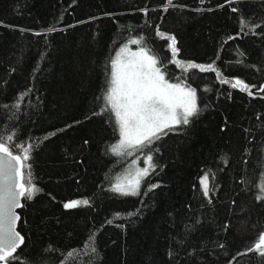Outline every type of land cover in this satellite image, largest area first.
Masks as SVG:
<instances>
[{"label":"trees","instance_id":"obj_1","mask_svg":"<svg viewBox=\"0 0 264 264\" xmlns=\"http://www.w3.org/2000/svg\"><path fill=\"white\" fill-rule=\"evenodd\" d=\"M127 43L195 89L199 109L129 149L154 165L137 195L112 190L127 153L112 151L103 99ZM262 87L264 0H0V138L17 155L31 145L22 182L37 189L21 198L23 243L7 264H264L249 251L264 232Z\"/></svg>","mask_w":264,"mask_h":264},{"label":"snow or ice","instance_id":"obj_2","mask_svg":"<svg viewBox=\"0 0 264 264\" xmlns=\"http://www.w3.org/2000/svg\"><path fill=\"white\" fill-rule=\"evenodd\" d=\"M171 2L172 0H168V3ZM232 10L237 11L235 8ZM241 23L244 24V21L242 20ZM157 34L161 35L159 32ZM167 38L175 56L178 51L175 47V37ZM132 43L138 41L133 40ZM127 51V48H122L111 61L109 87L103 97L106 105L114 112L119 126L120 141L112 147V151L117 155L124 148H142L146 144H151L161 135H166V129L171 130L175 125L189 124L190 117L196 116L199 112L195 89L182 87L179 83H169L161 69L157 67V58L149 55L145 48L131 53V58L125 57ZM188 68L215 71L212 65L205 67L193 62L188 63ZM222 82L229 83L227 80ZM231 86L239 87L249 95L252 94L250 87H254L239 79L231 82ZM261 90L264 91V87ZM16 107L19 105L17 104ZM7 139L11 141L13 137L9 136ZM30 150L31 145L23 149L22 155H13L0 138V262L3 264L14 258L16 250L23 243V237L15 230V223L19 217L13 209L22 206L21 197L31 199L37 191L30 177L27 184L20 182L24 177L22 169L30 168L27 164ZM151 160L152 157L148 156L145 161L149 165L148 168L138 169L135 177L127 184L117 183L113 185L112 190L121 195H137L141 178L148 175L149 168L154 167ZM200 186L203 195L207 197L211 191L208 173L200 178ZM257 199H264V196H258ZM88 204L89 201L84 199L72 200L63 206L72 209ZM249 251H257L264 256V233L258 236Z\"/></svg>","mask_w":264,"mask_h":264},{"label":"rangeland","instance_id":"obj_3","mask_svg":"<svg viewBox=\"0 0 264 264\" xmlns=\"http://www.w3.org/2000/svg\"><path fill=\"white\" fill-rule=\"evenodd\" d=\"M122 48H127V50H128L124 54L126 58H131V53L138 52L141 49V48H138V47L134 48V47H132L131 45H129L127 43V45L121 46L117 53H119ZM116 56H117V54H116ZM169 83H175V82H169ZM179 84H181L182 87H186L187 88L186 85H184L182 83H179ZM118 128H119V126H118ZM119 141H120V132H119V138H118V140H117L115 145H117L119 143ZM129 149L130 148H124V149L120 150V154L121 153H127V160H126V164H125L124 168L117 175L116 179L113 181V185H115L117 183L127 184L129 180H131V179H133L135 177L136 172H137L138 169H143V168H148L149 167V165L147 163H145L146 158L148 157V155L134 154V153L130 152Z\"/></svg>","mask_w":264,"mask_h":264},{"label":"water","instance_id":"obj_4","mask_svg":"<svg viewBox=\"0 0 264 264\" xmlns=\"http://www.w3.org/2000/svg\"><path fill=\"white\" fill-rule=\"evenodd\" d=\"M13 155H17V154H13ZM15 179V178H14ZM21 183H23L22 181H20ZM22 198V197H21ZM21 198H20V204H21ZM20 207H18V208H14L13 209V211H14V213L18 216V213H17V209H19ZM19 217V216H18ZM17 222H18V220L16 221V223H15V230H16V226H17ZM17 231V230H16ZM18 232V231H17ZM21 246V245H20ZM19 246V247H20ZM0 264H3V262H0Z\"/></svg>","mask_w":264,"mask_h":264}]
</instances>
